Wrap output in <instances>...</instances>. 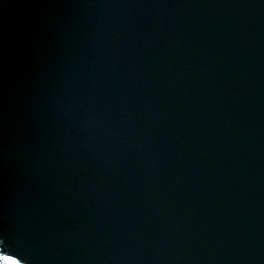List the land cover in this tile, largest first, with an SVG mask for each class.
<instances>
[{"label": "water", "instance_id": "95a60500", "mask_svg": "<svg viewBox=\"0 0 264 264\" xmlns=\"http://www.w3.org/2000/svg\"><path fill=\"white\" fill-rule=\"evenodd\" d=\"M264 77V0H0V264H209Z\"/></svg>", "mask_w": 264, "mask_h": 264}, {"label": "snow or ice", "instance_id": "6c2138e0", "mask_svg": "<svg viewBox=\"0 0 264 264\" xmlns=\"http://www.w3.org/2000/svg\"><path fill=\"white\" fill-rule=\"evenodd\" d=\"M5 259L7 260V264H17V262L15 260H8L7 257H5Z\"/></svg>", "mask_w": 264, "mask_h": 264}]
</instances>
